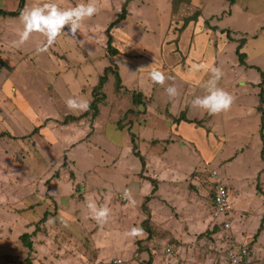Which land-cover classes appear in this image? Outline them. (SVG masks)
Here are the masks:
<instances>
[{
    "label": "rangeland",
    "instance_id": "1",
    "mask_svg": "<svg viewBox=\"0 0 264 264\" xmlns=\"http://www.w3.org/2000/svg\"><path fill=\"white\" fill-rule=\"evenodd\" d=\"M125 1L97 0L100 11L84 21L83 35L73 39L66 27L69 35L43 53L36 51L46 41L40 34L14 46L20 15L0 14V264H232V245L248 246L250 264H264V238L239 239L233 213L227 230L211 209L215 170L232 202L239 190L246 207L264 209L257 69L264 71V0H129L126 18L110 28L119 50L113 55L107 29ZM20 2L0 0V8L17 11ZM45 2L25 0L23 10ZM55 2L71 8L87 0ZM241 39L247 65L237 54ZM106 67L98 114L69 118L85 111L69 109L66 99L90 106ZM212 67L222 69L219 86L235 97L217 115L191 104L206 94ZM153 70L169 77L164 85L151 80ZM169 85L176 97L165 91ZM133 93L142 94L139 102ZM181 115L195 122H176ZM160 182L169 195H154L152 204L146 199ZM124 189L134 205L122 198ZM86 199L107 203L111 221L92 219ZM133 227L143 234L127 235ZM24 233L32 234V252Z\"/></svg>",
    "mask_w": 264,
    "mask_h": 264
},
{
    "label": "clouds",
    "instance_id": "2",
    "mask_svg": "<svg viewBox=\"0 0 264 264\" xmlns=\"http://www.w3.org/2000/svg\"><path fill=\"white\" fill-rule=\"evenodd\" d=\"M100 11L97 0H87L86 3H79L71 8H63L55 2V0H47L42 5H36L31 8L26 7L20 14V20L23 28L18 33V39L15 40L14 46L21 47L26 44L32 35L40 34L46 38V41L36 48L38 53H43L53 46L57 39L62 34L69 35L65 32V28L69 29L73 39L77 32L83 35L81 31L85 20L92 18ZM201 65H193L194 71L200 70ZM211 77L207 81L205 88L206 94L198 96L191 101L193 107L203 109L211 115H217L230 110L235 102V97L219 86V81L223 77L222 69L219 67H212L210 69ZM150 78L155 84L164 85L169 79L164 72L153 70L150 72ZM165 91L170 98L176 97L179 93L174 85H169ZM69 109L86 111L89 107L85 101H80L78 98L69 97L65 101ZM223 194V190H218V198ZM110 196H105V201L110 199ZM122 198L130 204H135L136 201L129 189H124ZM86 206L89 210L90 216L98 224H108L112 219V211L107 203L97 205L95 200L86 199ZM49 223H54L50 219ZM143 234V229L133 227L127 235L136 237Z\"/></svg>",
    "mask_w": 264,
    "mask_h": 264
},
{
    "label": "trees",
    "instance_id": "3",
    "mask_svg": "<svg viewBox=\"0 0 264 264\" xmlns=\"http://www.w3.org/2000/svg\"><path fill=\"white\" fill-rule=\"evenodd\" d=\"M128 1L129 0L125 1V5L123 6V9H122L121 13L118 14L117 19L114 20L111 23V25L109 26V28L107 29V32H108V48H109L111 54H113V55L119 54V50L117 48H114L113 45H112L113 36L110 33V28H112L113 26L118 24L119 21H122L123 19L126 18L127 14H128V9H127ZM228 1L231 4L236 3V0H228ZM24 4H25V0H21L19 10L12 11V12H7V11H5V10L0 8V14L1 15H5V16H7V15H9V16H18V15L21 14V12H22V10L24 8ZM198 17L199 16L188 18L185 21L184 25L186 26L192 20L197 21ZM213 29L220 30V31H222L224 33L226 32L227 35L229 36V38H231L230 37L231 34H230V31L228 29L219 28L218 26H214ZM244 44H245V39H241L240 43H239V45L237 47V54L239 56L240 64L247 65V62H246L247 53L242 51V47L244 46ZM110 69H111L110 67H106L105 68L103 75L100 76L98 83L93 88L94 100L91 102V104H90L89 108L87 109V111H85L84 114H82L81 116L80 115L79 116H70L69 118H73L74 120H78V119L86 116L90 111H94V116H96L98 114V109H99L98 105L101 102V100H104L105 97H106L105 94H102V89L104 88L105 84L109 80L108 74H109ZM257 69L260 71L261 76H262V82H261V84H259L262 89H261V92H260V104L258 106V110L262 113V123H261V128H260V135H261L262 139L264 140V71L261 68H259V67H257ZM111 72L116 77V88L118 90H122V88H125L123 83H122V77H121L119 71L116 69V70H111ZM138 96H142V94L141 93H133V98H134L135 102H139L140 99L139 98L137 99ZM175 121L176 122H181V121L195 122L194 120H191V119L187 118L185 115H181L179 118H176ZM132 136H134V133H132ZM133 144H134L133 150L135 151V154L142 159V162H143L144 167H145V163L146 162H145L144 157L137 150V146H136L135 142ZM261 156L264 159V148L262 149ZM258 189H261L260 186H258ZM156 190H157V186H155V188L153 189V192H156ZM213 194H214V191L212 193V196H213ZM146 200L147 201L150 200V197H147ZM145 222H147V221H145ZM216 228H218V227H216ZM216 230L217 229H214V231H216ZM20 239L29 248V251L32 252L33 249H34V243L32 241V234L31 233H24V234H22L20 236Z\"/></svg>",
    "mask_w": 264,
    "mask_h": 264
},
{
    "label": "built area",
    "instance_id": "4",
    "mask_svg": "<svg viewBox=\"0 0 264 264\" xmlns=\"http://www.w3.org/2000/svg\"><path fill=\"white\" fill-rule=\"evenodd\" d=\"M211 177L214 182V194L212 202V214L215 219H221L222 226L225 229L231 227V216L233 213L234 205L232 202L231 194L226 183L219 178L218 172H212ZM222 189L223 194L218 198V190ZM171 251V249H168ZM226 257L232 264H250L251 251L246 245H232L226 251ZM122 262V260H117Z\"/></svg>",
    "mask_w": 264,
    "mask_h": 264
},
{
    "label": "crops",
    "instance_id": "5",
    "mask_svg": "<svg viewBox=\"0 0 264 264\" xmlns=\"http://www.w3.org/2000/svg\"><path fill=\"white\" fill-rule=\"evenodd\" d=\"M172 178H176V177L172 176ZM161 184L162 183L160 182L159 187H157L156 192H153L152 195L150 196L151 197L149 200L150 203L156 204V200L153 197L156 194H158V195L161 194L162 196H168L169 195L167 193L168 189H167V192L164 191L165 194L163 193V189H162ZM170 188H171V190L176 189L175 186H170ZM260 188L261 189H258V192L261 193L262 195H264V193H263L264 189H262V187H260ZM164 189H166V188H164ZM238 193H239V190L237 191L238 197H236L235 202H233L234 209H235V210H233V216H235V218H236V224H235L236 226L235 227L237 228L236 229V236H238V238H239V236L241 238H244L245 236L251 237L252 238L251 240H253V238H254V240L258 239L259 243L261 242V244H262L263 243L262 240L264 238V209L259 213L252 211L249 207H246L244 196H242L241 193H239V194ZM237 195H235V196H237ZM263 208H264V206H263ZM251 211H252V213H251ZM252 217H254V219L256 217V221H255L254 225H252ZM214 229H217V228L215 227ZM214 229L212 231H214ZM241 238H239V239H241ZM263 245H264V243H263Z\"/></svg>",
    "mask_w": 264,
    "mask_h": 264
}]
</instances>
